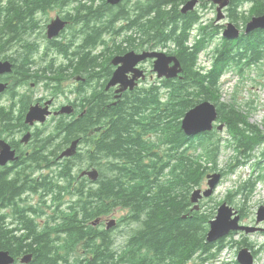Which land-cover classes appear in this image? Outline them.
Wrapping results in <instances>:
<instances>
[{
    "label": "trees",
    "instance_id": "trees-1",
    "mask_svg": "<svg viewBox=\"0 0 264 264\" xmlns=\"http://www.w3.org/2000/svg\"><path fill=\"white\" fill-rule=\"evenodd\" d=\"M188 1L124 0L111 6L107 0H0V50L16 62L15 73L25 68L28 73L36 69L41 76H63L64 71L58 69L63 66L55 63L52 52L72 53L70 63L75 73H87L88 81H100L113 71L114 55L131 50H163L172 45L175 47L168 51L178 57L183 68L177 78L144 82L124 93L116 104H110L104 89L96 88L91 96L94 101L84 115L86 126L93 129L106 117L107 128L88 138L91 145L76 158H85L102 171L97 185L81 182L68 184L70 188L65 184L48 186L43 181L50 179L49 175L29 180L27 168L19 167L12 178L0 170V250L16 257L32 253L29 264H200L226 247V238L207 242L212 219L195 208L191 194L207 171L218 169L226 145L236 151L232 171L253 159L261 171L242 182L225 201L230 203L241 195L246 203L257 184L264 181V128L249 121L235 97L231 103L221 101L220 96L225 73L237 70L244 77L247 70L263 63L264 29L242 33L238 39L222 37L211 52L210 68L202 67L201 52L222 33L224 25L216 17L203 22L201 10L213 5L211 0H199V8L184 13L182 8ZM58 6L70 7L66 14L72 16L73 25L67 26L60 38L47 39L45 54H41L40 39H46V24L32 19L33 10ZM261 14L264 0H231L226 9L227 19L239 28ZM29 34H35L34 38L27 39ZM122 34L123 42L118 44L116 38ZM106 35L114 37L112 45ZM163 90L167 92L166 100ZM82 91L87 93L84 87ZM205 100L216 104L218 119L233 141L225 140L216 130L195 137L185 134L181 123L186 112ZM7 121H12L11 114ZM84 126L80 122L74 128ZM204 161L213 163V167L208 168ZM70 175L69 171H60L56 180H67ZM41 189L54 191L60 206L66 195L74 196L71 205L65 210L57 208L56 215L49 217L43 227L32 213L42 217L45 211L22 205L19 200L24 193ZM8 206L14 207L12 226L9 215L3 213ZM122 211L127 213L121 221L131 225V230L123 246L116 249L112 232L91 222ZM248 241L244 235L235 243L241 249L249 245ZM262 251L264 244L260 246ZM77 252L83 257L73 262L72 255Z\"/></svg>",
    "mask_w": 264,
    "mask_h": 264
},
{
    "label": "flooded vegetation",
    "instance_id": "flooded-vegetation-1",
    "mask_svg": "<svg viewBox=\"0 0 264 264\" xmlns=\"http://www.w3.org/2000/svg\"><path fill=\"white\" fill-rule=\"evenodd\" d=\"M61 10L56 15V17L61 16L62 18L68 20L70 24H73L72 16L66 14L69 7L60 8ZM37 13L34 17L41 19L40 15L43 13L40 9H34ZM63 32L61 33V35ZM64 55V54H62ZM73 54L67 55V57H72ZM8 58L6 53L0 50V61H5ZM14 67L16 62L10 58ZM151 62L147 60L141 64V68L145 70L144 76L139 79V85L144 82L155 83L159 80H164L167 78H159L156 76L154 79H150V75L144 68V63ZM20 66V64H19ZM25 68L13 74H0V83H8V89L5 92L0 93V152L8 145L16 151L20 156V166L30 169L28 178L29 180L38 179L40 180L43 176L49 175L50 179L43 181L44 184L48 186H57L58 182L55 179H51L56 173L65 170L71 173L68 184L76 185L81 182L90 186L95 182H92L90 178L86 176H81V174L76 175L75 172L78 170L80 164L79 160L76 158L78 154L84 151L82 145L84 144L85 138L95 135L91 133L90 127L86 126V115L87 110L90 107L91 96L95 93L97 88V83L95 81H88L86 79L87 73H75L73 64L70 63L68 69L62 68L60 71H64V75L58 77L57 74L49 73L47 76H41L36 74V69H32L30 73L27 72ZM107 73V72H105ZM150 73H153L151 70ZM111 74L102 79L100 90L104 89L106 98L110 101V104H116L115 101L117 97L116 89L119 86L111 87L106 89V84L108 83ZM76 77V84L72 83V79ZM79 80V81H78ZM104 81L106 84L103 86ZM61 85V86H60ZM39 86L47 90V94L37 95L39 91ZM65 86V88H64ZM88 89V96H82V88ZM59 88L61 91H58ZM127 90H132L128 88ZM126 90V92H128ZM64 93V94H63ZM125 91L122 93V95ZM63 96L66 99L60 101ZM75 98V99H74ZM81 103L85 104V109L81 107ZM39 104L41 107H45L47 104L51 114L44 123L35 122L30 124L26 122V114L32 105ZM71 105L73 111L71 114H56L57 111L61 109L64 105ZM11 114L12 121L8 122ZM104 117L103 123L95 127L99 128L100 131L104 132L107 127H105ZM83 122L85 126L82 128H77L75 124ZM88 128V131L84 130ZM79 131L76 135L75 130ZM73 131V134H71ZM87 134L85 138L83 135ZM81 138V140H80ZM76 139L80 140L78 144V149L75 156L73 157H63L65 151L70 148V145L74 143ZM16 165L9 163L8 165L1 166L0 169L9 173V177H15L16 172L11 171ZM89 166L87 168H91ZM84 170V169H83ZM81 170V172L83 171ZM75 178V180H74ZM52 195V193H50ZM68 203H64L62 207L67 206ZM57 208V206H54ZM8 215L13 213V208L8 206L5 208ZM114 214V213H113ZM107 217L99 218L96 226H101L107 224L109 221ZM119 224V222H118Z\"/></svg>",
    "mask_w": 264,
    "mask_h": 264
},
{
    "label": "rangeland",
    "instance_id": "rangeland-1",
    "mask_svg": "<svg viewBox=\"0 0 264 264\" xmlns=\"http://www.w3.org/2000/svg\"><path fill=\"white\" fill-rule=\"evenodd\" d=\"M200 5H197V8H199ZM249 5H246V10H248ZM60 9L53 8L48 9L47 11L41 13V21L42 23H45L46 20H51L56 17V15L59 13ZM204 19L203 22L209 23L211 20H213L217 15V5L213 3V5H210L207 9L201 10ZM38 18V16H37ZM39 19V18H38ZM228 19H225L223 21H219L220 24H225ZM48 21V22H49ZM223 30V29H222ZM197 32V30L195 31ZM198 34V33H197ZM196 36V35H195ZM194 36V40L196 37ZM29 39L34 38V36L29 34L27 36ZM107 40L111 43L113 36L107 35ZM122 38V37H121ZM120 38V39H121ZM41 40V41H40ZM40 43H42L41 54H45L46 47L48 45L46 39H40ZM192 40V42L194 41ZM222 41V33L218 34L211 45L204 51L201 52L200 55V61L202 67H208L210 68L212 64V55L211 52L213 50V47L216 44H219ZM102 47L99 48L98 51H100ZM53 57L56 59L57 65H62L64 67L67 66L68 58H66L65 55H62L60 53L52 52ZM144 68L147 70L148 74L150 75V79L156 78L155 73H150L153 66L151 62H146L143 64ZM62 67V68H63ZM260 67V68H259ZM58 68V69H62ZM259 68V69H258ZM246 75L243 77L237 70H230L227 73L224 74L223 78L221 79V101L224 102H233L234 97L239 101L240 104H238V107H241L245 110L247 115L249 116V121L253 124H256L260 126L261 128H264V61L259 66L252 67L251 70H247ZM87 76V75H86ZM76 77L72 79V83L76 82ZM79 81V80H78ZM96 83L98 80H94ZM102 79L98 82L101 83ZM76 84V83H74ZM61 86V85H60ZM65 88V86H64ZM39 91L37 95L47 94V90L42 88V86H39ZM58 91H61L59 88ZM89 91V90H88ZM164 97L163 99H167V92L163 90ZM64 94V93H63ZM63 96L60 98V101L63 99H66ZM238 103V102H237ZM215 131V130H214ZM217 132L220 133V135L225 138V140H231L232 136L228 134L227 127H224L223 130H217ZM161 148H166V145H161ZM257 155H259L258 149H256ZM222 154L219 156L218 162H217V168L214 170L207 171L204 179L202 182L193 189V191L197 188H201L203 191L209 188L208 184V178L207 175L209 173H215V172H222V178L217 184L214 192L212 195L209 196V198H203L199 202L200 211L205 212L209 214L211 219H215L216 215L218 214V208L220 204L225 201L227 195L230 192H234L239 186L242 185V182L249 179L254 174L257 175L260 170V167H256V159H253L247 164L240 165L239 167H236L235 171L231 170L230 165L235 164V155L236 151L233 146L226 145L221 152ZM205 162V161H204ZM208 165V168L213 167V163L211 162H205ZM79 167H85L87 166L88 162L86 159H82L79 162ZM79 169V168H78ZM192 191V192H193ZM26 201L25 204L27 205H33L37 206L40 209L46 210L48 213L53 212V208H49L48 206L51 205V203H47L45 205L43 203L44 198L40 196L39 194H31L28 193L24 196ZM69 199L70 196H67ZM245 196H237L234 197L232 202H228V205L234 207V209H237L239 211H243L244 215L242 218V223L248 226H261L264 228V221L257 224L256 217H257V210L260 206L264 205V181H260L256 189L253 192V196L244 203ZM127 212H118L114 214L113 216L115 218H120L123 215H125ZM111 217V216H109ZM107 217V218H109ZM37 222L44 223L43 219H40L38 217H35ZM100 228H105V224L101 225ZM131 230V225H128L127 222L121 221V223L112 229V234L115 238V244L114 247L116 249H119L123 246L128 232ZM244 235H246L249 238V245L243 246V248H249L250 251L254 255V264H264V251L260 252V246L264 244V231H255L251 233H245L244 231H240L232 235L231 237L226 238V247L220 251L215 258H212L204 263L201 264H237V255L240 250V245L235 243V241L241 240ZM253 245L254 250H259V253H255L252 248H250ZM82 253H84L83 250H81ZM81 252L74 253L73 256V262H76L77 260H80L83 256ZM72 261V260H71Z\"/></svg>",
    "mask_w": 264,
    "mask_h": 264
},
{
    "label": "water",
    "instance_id": "water-1",
    "mask_svg": "<svg viewBox=\"0 0 264 264\" xmlns=\"http://www.w3.org/2000/svg\"><path fill=\"white\" fill-rule=\"evenodd\" d=\"M123 0H107L111 5H118ZM231 0H212L218 5L217 20L225 19L224 9L227 8ZM199 0H189L182 8V12L187 13L195 9ZM66 21L61 18L53 19L47 27V37L52 39L59 35V33L64 29ZM264 29V14L254 15L250 21L247 23L244 30L245 33H250L255 29ZM242 29L236 26L233 22H227L226 28L224 29L223 35L227 39H237L240 37ZM147 58L154 59V71L158 74V77H165L167 79L174 78L178 76L179 73L183 71L181 63L176 56L167 55L164 52L144 51L136 52L129 51L124 55H116L112 58L111 63L116 66L111 79L109 80L106 89L113 86L120 85L116 90L118 93L124 92L128 88L134 89L138 84V79L144 75L143 70H141L137 65ZM174 63V64H173ZM171 64H173L171 66ZM13 71V64L10 61H0V74L9 73ZM133 74L130 78V74ZM7 84L0 83V92L5 91ZM120 95V94H119ZM64 110L70 111L69 107L64 108ZM50 112L47 108H42L39 105H34L30 107L29 112L26 115V122L34 124L36 121L44 122L46 120V115ZM218 120V110L214 102L210 100L202 101L190 110H188L182 120L181 126L183 131L188 136H196L198 134L212 131L215 127V122ZM224 124L218 126L219 129H223ZM99 128L93 130L96 131ZM76 143H74L63 155H72L76 151ZM15 151L11 149L10 145L7 146L0 153V164H6L10 160H15ZM84 171L83 173H85ZM89 176L96 180L99 176L98 170L94 168L88 171ZM209 188L202 190L201 188L195 189L191 194V202L195 203V207L199 208V201L203 197H209L213 194L217 184L222 178L221 172L210 173L207 175ZM186 217V216H185ZM99 220L97 219L94 224H97ZM264 221V205L260 206L257 210V224ZM117 220L115 218L111 219L107 223V229H111L115 226ZM233 231H245L246 233H251L255 231H264L261 226H248L241 222V215L238 210L227 204V202L222 203L218 209V214L215 219L210 221V229L207 233L208 242H216L219 239L224 238ZM33 254H27L22 258L23 263H30ZM238 262L240 264H254V255L249 248H242L238 253ZM15 258L8 250H0V264H14Z\"/></svg>",
    "mask_w": 264,
    "mask_h": 264
}]
</instances>
